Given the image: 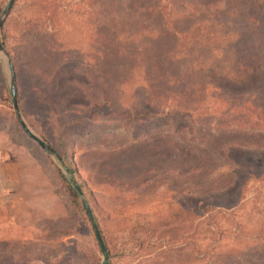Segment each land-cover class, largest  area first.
<instances>
[{"label": "rangeland", "instance_id": "obj_1", "mask_svg": "<svg viewBox=\"0 0 264 264\" xmlns=\"http://www.w3.org/2000/svg\"><path fill=\"white\" fill-rule=\"evenodd\" d=\"M0 21V264H102L86 204L109 264H264V133L221 98L264 70L220 83L263 62L264 0H0ZM176 46L169 74L208 63L219 89L184 100L192 133L144 91Z\"/></svg>", "mask_w": 264, "mask_h": 264}, {"label": "trees", "instance_id": "obj_2", "mask_svg": "<svg viewBox=\"0 0 264 264\" xmlns=\"http://www.w3.org/2000/svg\"><path fill=\"white\" fill-rule=\"evenodd\" d=\"M164 34H167L166 32ZM178 37H182V34L177 35ZM264 49H257L255 53H252V55L248 54L247 56H262L264 58ZM170 56L168 59L172 60V64L168 65H160L158 68L156 67V72L152 70L154 75H151L152 77L146 76L143 80V83H145V95L146 100L149 99L147 102H149L148 105H152L154 103L155 99H161L162 102L156 107L157 110L153 115L152 119H157L158 117H166V120L176 119V131H182L183 124L189 123V129L191 133L195 129V119L191 118V110H189V103L184 102L186 98L189 97H198V93H203V95L208 94L209 91H212L213 88H216V90H219L218 87H214L216 80L214 76L212 77H205L204 80L199 77V74L208 73L209 69H211V65L208 63H201V64H193V67H190L188 69V76L183 75L184 72V65H181V67L178 69L180 72V75L182 77L181 80L176 79L175 76H172L169 74V71L171 70L170 66H173L177 59L182 58V56H185V53L183 52V49L176 46L175 49L168 54ZM176 60V61H175ZM181 63V62H180ZM182 64V63H181ZM235 68L233 69L230 66L225 67L224 72L222 73L223 78L220 79L221 82H229L233 84H237L241 82V78L244 75V71L242 70H251L252 68L257 70V68H261L264 70V60L263 62H258L256 65L252 63L245 64L244 61H239L235 64ZM182 68V69H181ZM167 69V70H166ZM152 73V74H153ZM159 74V75H158ZM158 81V82H157ZM180 83L179 85H182L180 88H176L175 86ZM238 97H235L233 95H229L226 93L225 96H222L224 103L230 106V113L227 114H233L234 112L240 113L242 112V115L245 117L251 118V123L254 121L256 122L257 130L260 133H264V102L263 105H256L255 99L257 101L259 99H262L264 101V86H262L257 91H251V95L246 97L242 93H240ZM206 97V96H205ZM206 99V98H205ZM240 101V104H237ZM198 101H195L194 104H198ZM242 102V103H241ZM107 102L104 104L106 105ZM147 104V103H145ZM200 104V103H199ZM235 109H241L240 111H236ZM141 115H145V113H141ZM203 116V114H200L199 117ZM231 127V130L236 129H244V130H254L256 126L250 125H243V124H229ZM216 128H220V126L216 125ZM245 127V128H244ZM71 172H74L73 170H70ZM79 191V188H75L74 192L77 193ZM85 210L88 212L87 204L85 206ZM95 228V227H94ZM99 229V227H98ZM96 231V228H95Z\"/></svg>", "mask_w": 264, "mask_h": 264}, {"label": "water", "instance_id": "obj_3", "mask_svg": "<svg viewBox=\"0 0 264 264\" xmlns=\"http://www.w3.org/2000/svg\"><path fill=\"white\" fill-rule=\"evenodd\" d=\"M7 13V11L4 12V15ZM1 25H2V21H0V28H1ZM0 49H2V46L0 44ZM14 78V76H13ZM14 80V79H13ZM12 92H13V96H14V107H15V110L17 111L19 117H20V120L25 128V130L28 132V134L35 140L39 143V145L47 150V151H51L54 153V151L51 149V147H49L47 144H45L40 138L36 137L35 135H33L32 133H30L25 125V123L23 122L21 116H20V110H19V106H18V102H17V97H16V88H15V84H14V81H13V87H12ZM88 207V212H89V215L92 219V222H93V225L94 227L96 228V234H97V237H98V240H99V243H100V246H101V249H102V253H103V262L102 264H109V254H108V250L106 248V245L103 241V238H102V235L100 233V230L98 229V225L94 219V216L92 214V211L90 209V207L87 205Z\"/></svg>", "mask_w": 264, "mask_h": 264}]
</instances>
